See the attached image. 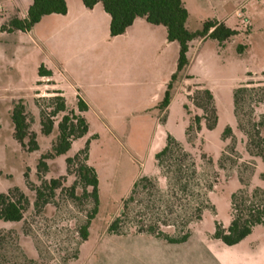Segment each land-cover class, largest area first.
<instances>
[{"label": "rangeland", "instance_id": "rangeland-1", "mask_svg": "<svg viewBox=\"0 0 264 264\" xmlns=\"http://www.w3.org/2000/svg\"><path fill=\"white\" fill-rule=\"evenodd\" d=\"M1 1V0H0ZM2 2V1H1ZM190 11L187 27L201 30L203 24L214 21L225 24L238 34L220 44L206 39L194 43L190 50L193 58L188 69L173 83L171 102L167 110L160 109L166 90L157 102L148 97L125 107L111 110L90 106L85 118L89 133L73 144L66 156L48 161L46 180L67 176L66 160L88 147L89 165L99 179L100 208L90 228V237L80 249L79 258L70 264H250L245 259L250 252L264 249V228L235 247L228 248L214 240L216 222L224 228L231 224L232 195L244 187L243 169H220V161L231 139H224L227 128L233 131L241 162L251 161L246 152V138L238 130L234 109L235 90L247 83L264 86V0H185ZM0 10V28L11 19ZM40 44L19 34L16 39L0 33V194L13 188L21 189L34 201L30 184L39 186L38 165L55 141V135L41 133V119L36 99L49 97L48 83L39 82V63L48 67ZM42 49V50H41ZM169 80V84L171 83ZM183 81V83H181ZM191 94H188L190 93ZM195 92L210 93L214 101L217 123L213 130L203 119L205 112L192 100ZM23 100L34 118L33 131L37 135L39 150L29 152L14 139L11 114L15 105ZM43 104V103H42ZM264 114V103L257 109ZM201 120L200 129L196 120ZM193 127L189 137V129ZM168 137L182 143L197 162L203 155L212 159L219 174L218 183L209 200L215 212L204 213L200 222L190 227V239L184 244H170L146 234H137L126 228L121 236L110 235L108 228L123 212V202L140 177H160L156 156L167 145ZM255 169L244 177L249 188L264 190V162L254 159ZM68 187L73 176H68ZM164 185V180H161ZM85 205H76L60 195L55 206L43 214L33 209L26 220L32 225L31 238L22 235L24 223L0 221V230H13L21 235V245L29 257L37 259L38 251L57 258L55 249L74 248L75 231L84 221ZM171 236L173 230L166 231Z\"/></svg>", "mask_w": 264, "mask_h": 264}, {"label": "trees", "instance_id": "trees-1", "mask_svg": "<svg viewBox=\"0 0 264 264\" xmlns=\"http://www.w3.org/2000/svg\"><path fill=\"white\" fill-rule=\"evenodd\" d=\"M87 9L101 4L111 17L110 35L112 38L124 35L137 19H144L154 26H163L167 30L169 42L180 47L177 72L165 93L160 109L165 111L171 102L173 83L190 65L188 54L195 41L212 39L224 44L234 38L238 32L223 23L206 22L201 30L189 31L187 24L189 12L183 0H83ZM66 0H33L25 19L17 16L0 28V33L31 32L44 17L66 15ZM50 78L52 72L44 66L39 68V78ZM247 83L235 90L234 109L238 130L246 138V152L251 161L241 162L236 149L233 131L227 128L224 139H231L232 145L223 153L219 163L223 171L243 169L241 181L244 187L232 195L231 224L224 228L216 222L214 240L226 247H234L250 237L258 227L264 228V190L249 188L244 177L255 169L254 159L264 162V114L258 115L257 109L264 103V86ZM51 96L35 100L41 119V133L50 137L55 135L51 151L42 156L38 165L39 186L30 184L35 194L34 201L19 188H13L0 194V221L6 223H24L22 235L31 238L33 228L26 220L31 209L41 215L49 206H55L60 195H65L75 205H85L84 221L75 231L74 248H56L60 260L48 257L38 251V258L28 256L21 245V235L13 230H0V264H70L79 258L80 249L90 237V228L97 218L100 208L99 179L96 170L89 165L88 147L73 158L66 160L67 176L46 180L49 172L48 161L66 156L73 144L89 133V125L84 116L88 106L78 100L71 106L60 92H50ZM193 103L205 112L203 119L207 127L213 130L217 123L213 97L210 93L195 92ZM43 103V104H42ZM14 139L29 152L39 150L37 135L33 131L34 118H31L24 101H19L11 114ZM201 120H196L200 129ZM194 128L189 129V137ZM160 177H140L134 184L129 196L123 202V212L109 226L110 235L121 236L126 228H132L137 234H146L162 239L170 244H184L191 236L190 227L202 220L207 211L215 212L209 200L218 183L219 174L211 158L203 155L201 163L186 150L185 146L168 137L167 145L156 156ZM68 176L74 181L68 187ZM264 179V175L262 176ZM161 180H164V185ZM173 230L171 236L167 230Z\"/></svg>", "mask_w": 264, "mask_h": 264}, {"label": "crops", "instance_id": "crops-1", "mask_svg": "<svg viewBox=\"0 0 264 264\" xmlns=\"http://www.w3.org/2000/svg\"><path fill=\"white\" fill-rule=\"evenodd\" d=\"M1 1L0 10L9 18L25 19L33 4V0ZM66 3V15L44 17L31 32L7 33L16 39L22 34L42 45L37 46L47 55L48 67L44 68L52 77L39 78V82L48 83L44 87L52 88L51 92H60L71 106L82 100L88 108L111 110L140 101L141 96L159 101L177 72L180 52L177 43L168 41L166 28L137 19L124 35L112 38L111 17L101 4L87 9L83 0ZM183 3L190 18L187 3ZM201 41L193 42L190 50ZM188 58L191 63L190 51ZM245 259L264 264V249L250 252Z\"/></svg>", "mask_w": 264, "mask_h": 264}, {"label": "built area", "instance_id": "built-area-1", "mask_svg": "<svg viewBox=\"0 0 264 264\" xmlns=\"http://www.w3.org/2000/svg\"><path fill=\"white\" fill-rule=\"evenodd\" d=\"M1 9V8H0Z\"/></svg>", "mask_w": 264, "mask_h": 264}]
</instances>
